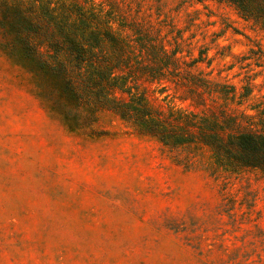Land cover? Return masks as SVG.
Instances as JSON below:
<instances>
[{"label": "rangeland", "instance_id": "rangeland-1", "mask_svg": "<svg viewBox=\"0 0 264 264\" xmlns=\"http://www.w3.org/2000/svg\"><path fill=\"white\" fill-rule=\"evenodd\" d=\"M53 3L97 20L145 66L137 41L176 52L161 79L147 69L117 98L196 127L261 131L264 32L226 2ZM20 54L0 29V264H264L263 171L218 163L202 144L165 145L108 111L70 129L49 112L50 81Z\"/></svg>", "mask_w": 264, "mask_h": 264}, {"label": "trees", "instance_id": "trees-1", "mask_svg": "<svg viewBox=\"0 0 264 264\" xmlns=\"http://www.w3.org/2000/svg\"><path fill=\"white\" fill-rule=\"evenodd\" d=\"M222 1L264 32V0ZM71 16L53 0H0V29L20 43V60L50 81L48 94L53 102L49 112L62 124L89 130L98 115L108 111L139 134L157 137L165 145L202 144L218 163L264 172V125L260 132H235L233 122L223 129L210 124L196 127L185 114L160 116L151 113L137 96L122 100L114 95L146 75L147 69L158 80L171 69L172 60H177L176 52L167 55L162 48L148 50L145 42L137 41L138 50L147 51L145 66L125 40L108 28L96 30L97 20ZM188 84L205 92L218 91L206 81Z\"/></svg>", "mask_w": 264, "mask_h": 264}]
</instances>
